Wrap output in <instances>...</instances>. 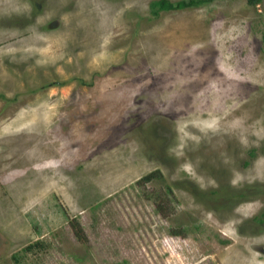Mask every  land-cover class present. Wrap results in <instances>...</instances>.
Masks as SVG:
<instances>
[{
	"label": "rangeland",
	"instance_id": "1",
	"mask_svg": "<svg viewBox=\"0 0 264 264\" xmlns=\"http://www.w3.org/2000/svg\"><path fill=\"white\" fill-rule=\"evenodd\" d=\"M153 1L0 0V264H264V0Z\"/></svg>",
	"mask_w": 264,
	"mask_h": 264
},
{
	"label": "trees",
	"instance_id": "2",
	"mask_svg": "<svg viewBox=\"0 0 264 264\" xmlns=\"http://www.w3.org/2000/svg\"><path fill=\"white\" fill-rule=\"evenodd\" d=\"M205 1L208 0H178L174 3L169 2L168 0H155L151 3V5L153 4L154 7H156V10H161V9H178V8H184V7H189V6H196L198 4H201ZM258 0H248V2L250 4H254L256 3ZM152 5V6H153ZM262 39L264 41V34L262 35ZM239 195L242 194V192H238ZM264 214V210L260 212V214L258 215V217L260 215ZM257 221H262L261 217L257 219ZM32 245H28L27 248L30 249Z\"/></svg>",
	"mask_w": 264,
	"mask_h": 264
}]
</instances>
